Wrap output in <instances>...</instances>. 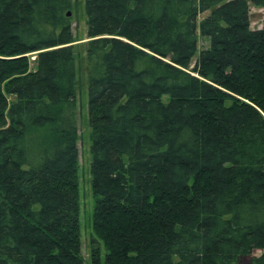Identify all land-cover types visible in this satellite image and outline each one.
I'll list each match as a JSON object with an SVG mask.
<instances>
[{"label": "trees", "instance_id": "1", "mask_svg": "<svg viewBox=\"0 0 264 264\" xmlns=\"http://www.w3.org/2000/svg\"><path fill=\"white\" fill-rule=\"evenodd\" d=\"M250 3L264 9L84 0L105 264H264V19L250 28ZM71 8L0 0V264H83Z\"/></svg>", "mask_w": 264, "mask_h": 264}, {"label": "rangeland", "instance_id": "2", "mask_svg": "<svg viewBox=\"0 0 264 264\" xmlns=\"http://www.w3.org/2000/svg\"><path fill=\"white\" fill-rule=\"evenodd\" d=\"M72 8L70 11L71 30L74 36V56L77 68L78 78L75 86L76 100H77V197L79 207V227H80V250L83 259V264H93L91 259V246L97 245L99 247V264H105V250L102 243L98 240L92 243L95 238L92 227V216L95 204V197L91 186V153H90V127L88 124L87 114V85H86V43L87 25L86 13L84 9V0H71ZM207 12L201 13L200 18L205 16ZM250 28L258 29L262 26L264 19V9L253 4H249ZM198 37V51L207 48L209 45V38L203 37L197 29ZM34 53L29 54L31 60L30 65L33 66ZM194 59L190 63L192 66ZM11 98V96H9ZM163 99H167L164 96ZM262 251L256 250L253 255H259ZM250 257L246 256L239 260L238 264H249Z\"/></svg>", "mask_w": 264, "mask_h": 264}, {"label": "water", "instance_id": "3", "mask_svg": "<svg viewBox=\"0 0 264 264\" xmlns=\"http://www.w3.org/2000/svg\"><path fill=\"white\" fill-rule=\"evenodd\" d=\"M70 14H71L70 11H68V12H67V15L69 16Z\"/></svg>", "mask_w": 264, "mask_h": 264}]
</instances>
